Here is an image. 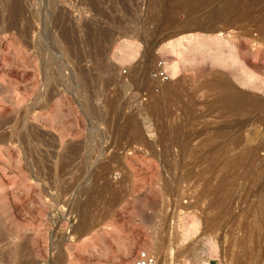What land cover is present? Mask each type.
Wrapping results in <instances>:
<instances>
[{
    "label": "rangeland",
    "instance_id": "obj_1",
    "mask_svg": "<svg viewBox=\"0 0 264 264\" xmlns=\"http://www.w3.org/2000/svg\"><path fill=\"white\" fill-rule=\"evenodd\" d=\"M200 1L0 0V264H264V0Z\"/></svg>",
    "mask_w": 264,
    "mask_h": 264
},
{
    "label": "built area",
    "instance_id": "obj_2",
    "mask_svg": "<svg viewBox=\"0 0 264 264\" xmlns=\"http://www.w3.org/2000/svg\"><path fill=\"white\" fill-rule=\"evenodd\" d=\"M160 76H163V73H160ZM132 264H157V259L152 253L140 249L135 253ZM207 264H210V261Z\"/></svg>",
    "mask_w": 264,
    "mask_h": 264
},
{
    "label": "bare ground",
    "instance_id": "obj_3",
    "mask_svg": "<svg viewBox=\"0 0 264 264\" xmlns=\"http://www.w3.org/2000/svg\"><path fill=\"white\" fill-rule=\"evenodd\" d=\"M198 1H199V0H198ZM202 1H203V2L200 1L199 4L206 3L207 1H210V0H202ZM207 4H208V2H207ZM203 6H205V5H203ZM217 6H218V5H217ZM214 7H216V6H214ZM214 7H213V8H214ZM219 8H220V7H219ZM214 9H216V8H214ZM217 9H218V8H217ZM217 9H216V10H217ZM216 10H214V12H215ZM211 11H212V12H210V11H209V12L213 14V10H211ZM217 11H218V10H217ZM210 13H209V14H210ZM207 14H208V13H207ZM205 15H206V14H205ZM211 16H212V15H211ZM213 16H215V15H213ZM207 17H208V16H207ZM211 18H212V17H211ZM204 263H205V262H204Z\"/></svg>",
    "mask_w": 264,
    "mask_h": 264
}]
</instances>
